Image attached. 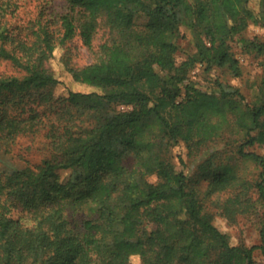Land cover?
Listing matches in <instances>:
<instances>
[{"label":"trees","instance_id":"16d2710c","mask_svg":"<svg viewBox=\"0 0 264 264\" xmlns=\"http://www.w3.org/2000/svg\"><path fill=\"white\" fill-rule=\"evenodd\" d=\"M252 1L61 0L59 9L13 22L18 0H0V59L23 70L0 75V144L8 149L41 125L48 150L38 163L0 168V264H129L132 256L140 264H256L264 152L250 147L264 148V68L253 102L238 87L189 78L197 63L240 76L235 42L264 51V41L244 35L250 24L264 26V0ZM102 14L109 34L93 60L62 62L91 89L58 91L65 83L48 58L75 35L91 48ZM181 24L194 50L177 61ZM75 109L96 112V121L79 127ZM226 132L235 148L219 158L211 142ZM170 142L206 154L197 169L208 177L206 192L226 193L221 210L206 209L183 157L179 168L166 153ZM240 162L252 163L254 176ZM68 167L81 178L59 181L58 169ZM236 212L257 213L258 244L233 241L216 224L214 213L229 222Z\"/></svg>","mask_w":264,"mask_h":264},{"label":"rangeland","instance_id":"374dc122","mask_svg":"<svg viewBox=\"0 0 264 264\" xmlns=\"http://www.w3.org/2000/svg\"><path fill=\"white\" fill-rule=\"evenodd\" d=\"M61 0H18V7L14 17L13 22H25L29 18H32L37 13L40 7L48 9L50 6H56L59 9ZM251 4L255 5L256 1H252ZM256 6V5H255ZM99 25L97 31L93 38L92 47L88 48L82 43L78 35L73 36L67 40L62 48H57L54 51V55L50 58L49 64L52 66L54 72L59 76L64 85H59L57 90L60 92L65 91V87L68 86L74 90H90L91 87L85 84H77L73 82L68 73L65 71L62 62L67 65L79 66L89 63L93 60L95 48L97 45L107 38L109 34V28L106 24V15L102 14L99 17ZM147 20L144 15H136L135 21L137 23H143ZM180 36L177 39L179 44V49L176 51L177 61L182 60L186 55V51L194 50V35L189 26L186 24H181L179 27ZM23 32V29H22ZM244 35L247 38H257V40L264 41V26L250 24L245 30ZM232 51L234 55L239 58L242 73L238 77H234L227 67H212L208 71L204 69L202 63H197L189 72V78L197 81L201 84L213 86L215 80L222 81L224 83L230 84L232 86L238 87L240 92L244 95L245 100L248 102H253L256 98V89L260 82L261 76L263 75L264 68V51L257 53L255 49L246 51L244 45L239 42L232 44ZM23 70L15 67L12 62L8 59H0V75H11L22 74ZM78 115L79 127L83 129L90 127L97 119L96 112L80 109L74 110ZM235 135L232 133H225L223 137L218 138L216 141L211 142V145L215 149L221 150L219 158H224L226 154H231L234 150V143L230 140ZM45 127L38 126L34 133H23L18 136L16 142L11 145L8 149H5L2 144H0V168L11 171L16 167L25 165L26 163H38L40 160L47 156L48 150L46 148L45 142ZM203 146L201 149H205ZM167 154L171 157L172 161L177 167H182L178 162V155L182 156L185 160L186 166L184 167L191 175H193L194 184L199 188V195L202 202L205 204L206 209L211 210V212H216L221 210V203L227 198L226 193L220 192H206V182L208 177H201L198 172L197 165L200 160L206 157V154H201L198 156V152H190L189 149L183 142L174 144L172 142L168 143ZM260 152H264V148L258 146H252ZM240 172L245 173V176H254L257 168L250 162L242 163L239 165ZM58 180L61 182H66L67 180L80 179L82 174L77 168H60L57 171ZM153 180L154 177L151 176ZM82 188L76 186L75 191H80ZM215 214L216 224L223 230L231 233L232 240H240L247 246L258 244L260 238L258 235V225L259 218L257 213H234V218L229 222L223 216ZM81 217L80 213L74 214L72 216V222L78 221ZM256 264H264V253L259 248H255L253 251ZM129 264H140V259L138 256H132Z\"/></svg>","mask_w":264,"mask_h":264}]
</instances>
